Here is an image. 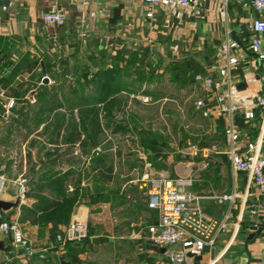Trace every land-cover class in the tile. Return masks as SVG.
Listing matches in <instances>:
<instances>
[{"label": "crops", "instance_id": "crops-1", "mask_svg": "<svg viewBox=\"0 0 264 264\" xmlns=\"http://www.w3.org/2000/svg\"><path fill=\"white\" fill-rule=\"evenodd\" d=\"M51 10L66 12L64 26L44 23L43 14ZM256 18L264 20V13L254 10L250 0H195L191 9L151 6L140 0H10L8 6H0V146L4 147L7 135L17 128V114L23 109L26 112L34 105L44 107L36 102L39 90L44 86L52 88L61 80H76L74 73L66 79L68 75L59 71V66L71 65L77 69L81 65L78 61L76 64L74 58L81 51L89 53L90 46L100 51L108 49L112 55L119 52L127 56L134 54L149 61H161L167 52L195 49L197 54H186L171 65H180V72L187 67L189 59L197 61L194 65L195 79L201 85L204 97L212 93L204 89V78L220 80V89L227 91L228 78L221 75V71L226 70L237 93L233 101L240 105L249 104L264 93V64L249 48L250 39L260 37L252 29ZM243 24H246L249 39L224 54L222 47L235 41L231 32L242 35ZM195 55L198 57L195 58ZM232 56L238 58L237 63L229 64L228 59ZM43 64L48 68L51 66L55 72L51 74L44 70ZM253 76L257 77L256 81L252 79ZM239 83L245 85L238 88ZM10 100L15 102L12 108L8 107ZM243 112V108L239 109L234 117ZM212 118L224 129L217 144L213 145L218 151H203L208 148L205 147L201 149L203 158H190L186 163L181 162L174 168L166 167L156 175L192 178L193 184L185 189L202 196L201 204L206 218L228 216V226L218 234L216 242L199 255L188 254L187 264H264V195L260 194L245 172L233 168L229 155L231 148L236 147L237 152H243L248 142L257 140L263 122L261 112L253 120H245L243 127L237 125L234 119L237 132L234 142L227 133L229 120L225 116ZM62 134L63 131L60 136L55 133L46 139L40 135L35 139L27 138L22 148L25 154L20 158L11 155H3L5 158H2L0 153V174L6 179L0 199L16 203L10 209L0 211L2 220H20L21 206L36 203V199L30 195L20 203L16 180L21 175L31 180L46 172L49 169L46 161L50 158L46 152L50 149L57 148L60 154L52 171L57 175L67 171L82 174L81 192H85L84 197L74 205L67 224L56 219L41 225L20 220L36 248H49L46 258L27 256L13 246L8 236L0 235V264H61L62 258L71 264H171L160 251L161 247L148 238V227L156 222L158 212L148 207L142 185L138 184L141 201L136 206H125L126 201L136 197L135 194L130 195V188L118 190L125 202H115L116 207H122V213L115 214L116 210L111 209L114 198L104 189L105 183L94 181L97 179L96 171L90 169L94 155L89 156L88 152L83 151L78 158L79 144H67ZM261 152L264 154V145ZM55 156L52 157L55 159ZM78 161H82L80 167H77ZM87 172L90 173L85 178ZM144 175L148 176L144 173L142 177ZM28 183L30 191L33 187L29 180ZM94 184L98 185L97 189ZM227 187L232 190L230 200L216 199L215 196L222 195ZM95 190L97 192L92 196ZM95 196H99V199ZM110 213L114 216L108 218ZM128 215L133 216L129 221L132 228L129 232H122L120 226L130 224L126 222ZM77 218L87 221L88 237L82 242L69 243L64 248L56 247L54 233H65ZM106 219L108 222L117 220L112 231L110 228L101 230L102 221ZM253 225L257 226L258 231L251 229Z\"/></svg>", "mask_w": 264, "mask_h": 264}, {"label": "rangeland", "instance_id": "rangeland-1", "mask_svg": "<svg viewBox=\"0 0 264 264\" xmlns=\"http://www.w3.org/2000/svg\"><path fill=\"white\" fill-rule=\"evenodd\" d=\"M90 49L88 51L91 53L81 51L79 56L74 58L76 64L78 61L81 65L78 70L82 71L86 67L84 64H87L90 70L99 68L106 71L102 62H108L110 51H100L93 46H90ZM194 52L195 49L167 52L161 61H149L145 58L144 64L140 63V60L129 67L122 63L125 69H118L121 77L114 79L120 81L116 89L109 84L103 89H98L93 85L82 86L75 79L61 80L58 84L65 83L64 91L60 90L57 100L63 103V107L48 110L45 105H34L29 110L26 109V112L23 109L22 112L25 113L17 114V128L7 135L4 147L0 146L2 158L8 155L20 158L25 154L22 148L24 149L27 138L35 139L39 135L43 139L50 138L55 134L54 126L58 121L63 120L66 124L77 121L78 108L83 103L88 107L96 105L100 108L103 132L99 146L90 150L86 148V152L89 156L98 153L105 155L107 161L113 164V179L104 184V189L114 198L111 209L116 210L115 214L122 213V207L115 206V202H125L122 194H119L120 188H130V195H136L126 201L125 206L137 204L141 201L138 189L141 182L137 180H140L144 173L154 177L166 167L174 168L181 162L186 163L190 158H203L201 149L216 145L222 136L217 122L213 118L204 117L196 108L197 100L204 97L203 89L195 79L197 75L194 65L197 61L189 59L187 67L180 72L172 68L171 64L178 62L186 54H197ZM149 62L151 65H147ZM59 71L68 75L65 76L68 79L76 69L67 65L59 66ZM73 88L77 90L76 93L72 92ZM107 95L108 98L104 102L97 100V97ZM110 100L113 107L110 109V115L106 116L101 108L109 105ZM77 148L79 158L84 152ZM81 162H77V167H80ZM28 180L30 181L29 178ZM94 188L97 189L98 185L94 184ZM96 192L97 190L92 196ZM95 197L99 199V196ZM131 215H128L126 222L133 219ZM110 216L114 215L110 213L108 218ZM102 222L105 225L102 224L101 230L110 228L112 231L117 220H109L113 223H109L107 219ZM129 223L120 226L122 232L131 230L132 224Z\"/></svg>", "mask_w": 264, "mask_h": 264}, {"label": "built area", "instance_id": "built-area-1", "mask_svg": "<svg viewBox=\"0 0 264 264\" xmlns=\"http://www.w3.org/2000/svg\"><path fill=\"white\" fill-rule=\"evenodd\" d=\"M146 5H163L170 8L182 7L191 9L195 0H140ZM250 4L258 13H264V0H250ZM151 13H148L150 15ZM42 19L50 26L62 27L67 20L66 12L62 10H51L43 14ZM252 29L259 33L260 37H252L249 41L250 50L264 64V20L254 19ZM235 41L228 42L222 47V52L228 54L230 50L237 47ZM229 64L238 62L235 56L229 57ZM222 77L228 78V89L222 92L221 81L213 78L202 79L204 89L211 96L202 97L196 102V108L204 117H223L229 120L227 130L231 141L237 139L234 114L239 109H244V119L253 120L258 112L262 115V129L255 142H248L243 152H237L236 147L229 150L231 164L236 171L245 172L252 184L264 195V154L261 150L264 145V93L256 96L249 104L240 105L233 100L237 98L229 75L226 70L221 71ZM264 79V69L262 72ZM198 79H201L200 77ZM257 80L256 76L252 78ZM2 92H0V95ZM14 104L10 100L8 107ZM218 151L216 146L205 148L203 151ZM5 177L0 174V195L5 183ZM143 194L147 197L149 208L158 212L156 222L148 227L149 240L159 246L164 247V255L171 264H187V255L201 254L208 246L216 242L220 232L226 230L228 226V216L221 219H207L201 204L202 196L191 193L185 187L193 184L192 178L144 175L141 179ZM16 183L18 185V199L23 203L27 198L29 190L28 178L21 175ZM219 201L226 200V196H215ZM231 198V197H230ZM1 219V218H0ZM0 235L8 236L16 249L22 250L27 256H38L40 259L46 258L48 247L38 249L32 239L26 234L18 218L2 220L0 223ZM89 235V225L87 221L75 219L70 223L65 233L60 232L56 236L55 246L64 248L69 243L82 242ZM231 264H236L232 262Z\"/></svg>", "mask_w": 264, "mask_h": 264}, {"label": "trees", "instance_id": "trees-1", "mask_svg": "<svg viewBox=\"0 0 264 264\" xmlns=\"http://www.w3.org/2000/svg\"><path fill=\"white\" fill-rule=\"evenodd\" d=\"M109 57L110 59L108 62H102V64L105 65L106 71L99 70V68L93 71L89 69L88 65H86L82 71H79L78 69L80 67H78L74 73L76 75V80L82 86L93 85L97 86L96 88L98 89H103V87L109 84L110 86L112 85V88L116 89L120 85V81L114 80L116 77L118 79L121 77V74L119 73L120 70H118L119 68L125 69L124 65L129 67L134 65L135 61L140 62V60V63L144 64L143 60L134 54L127 56L126 54L119 52L114 55L110 54ZM122 63L124 65H122ZM43 65L44 70H48L51 74L55 72L51 66L48 65V68L47 65ZM147 65H151V63L149 62ZM180 67V65H172V68L176 72L179 71ZM64 85L65 83L62 82L61 85L57 84L52 88L44 86L43 89L38 91L36 102L45 105L48 110L63 107V103L57 100V96L60 90L64 91ZM72 92L76 93L77 90L73 88ZM107 98L108 95L97 97V100L99 102H104ZM110 101L108 103L109 105L101 108V110L105 111L106 116L110 115V109L113 107V102ZM28 103L30 102L28 101ZM78 113L79 118L77 121H71L72 123L68 122L67 124L63 123V120L58 121L54 127L55 133L57 136H60L63 131L62 137L64 138V141L71 146L78 143V146L82 151H86V148L88 150L96 148L99 146L100 135L103 132L100 108L96 105L88 107L83 103L78 108ZM217 125L219 126L220 133L222 134V132H224L223 127L218 122ZM50 140L52 141V138ZM54 154L56 155L55 159L52 157ZM46 155L50 157L46 161V165L48 164L47 168L49 169H47L46 172H42L39 176L31 178L30 186L33 188L27 193V195L36 199V203L33 206H21L20 220L21 222L41 225L43 222L56 219L61 223L67 224L72 214L74 205L82 197H84L85 194V192H81L83 179L81 176L82 174L67 171L61 175H57L52 171V167L53 164H55L56 159L60 156L58 149H50L46 152ZM90 169L93 172L96 171L97 179L94 180L96 182L99 181L106 183L112 181L113 179L114 166L112 163L107 161L105 155L100 153L94 155L91 160ZM89 173L90 172H87L84 175L85 178L89 175ZM70 187H72L71 191L69 190ZM58 233L60 232L57 231L54 233L53 237L55 240ZM68 245L69 244L65 247Z\"/></svg>", "mask_w": 264, "mask_h": 264}, {"label": "water", "instance_id": "water-1", "mask_svg": "<svg viewBox=\"0 0 264 264\" xmlns=\"http://www.w3.org/2000/svg\"><path fill=\"white\" fill-rule=\"evenodd\" d=\"M9 4H10V0H0V6H3V5L8 6ZM242 28L244 30V33L242 35H239L235 31H232L231 32L232 38L238 44H243L244 42H246L249 39L248 31L246 29V24H243L242 25ZM45 79L47 80V78H45ZM244 85H245L244 83H239L238 84V88L243 87ZM33 95H34V93H33ZM234 119H235V122H236L237 125H239L241 127H243L245 125L244 114H236L235 117H234ZM231 193H232V190H231L230 187H227L226 190L222 193V195L226 196V201L227 202L230 200ZM15 205H16V203H12V202H8V201H4V200L0 199V211L1 210L6 211V210L10 209L12 206H15ZM0 223H1V219H0ZM251 229L257 230L258 228H257L256 225H253V226H251ZM0 248H2L1 239H0ZM159 249H160V251L162 253L165 252V248L164 247H161ZM189 255H192V254L189 253ZM61 264H71V263L69 261H66V260H64L62 258L61 259Z\"/></svg>", "mask_w": 264, "mask_h": 264}]
</instances>
